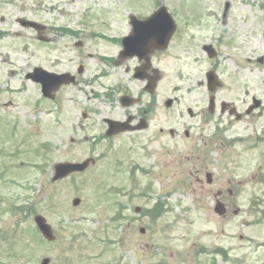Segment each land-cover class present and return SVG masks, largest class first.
Returning a JSON list of instances; mask_svg holds the SVG:
<instances>
[{"label":"rangeland","instance_id":"374dc122","mask_svg":"<svg viewBox=\"0 0 264 264\" xmlns=\"http://www.w3.org/2000/svg\"><path fill=\"white\" fill-rule=\"evenodd\" d=\"M161 5L177 32L155 58L163 79L150 96L131 60H110L130 16L147 18ZM21 6L48 26L52 43L18 23ZM0 32V264H221L218 246L231 264H264V112L241 122L220 112L222 102L243 114L252 97L264 103V0H0ZM35 68L81 82L49 102L26 79ZM213 70L220 83L211 115ZM123 97L141 100L127 108ZM144 111L147 131L105 136L104 119ZM91 157L97 164L85 174L52 183L56 163ZM218 190L225 217L214 212ZM37 214L54 242L37 230Z\"/></svg>","mask_w":264,"mask_h":264},{"label":"water","instance_id":"95a60500","mask_svg":"<svg viewBox=\"0 0 264 264\" xmlns=\"http://www.w3.org/2000/svg\"><path fill=\"white\" fill-rule=\"evenodd\" d=\"M131 24L133 26V32L131 34V37L125 38L123 41L124 45V51L121 53L120 58L127 59L128 57L138 55L139 51H133L131 52V48L140 49L143 51L145 49V52L152 51V43L164 42L165 45L164 48L167 47L169 44V41L173 34L176 31V25L169 15L167 9L165 7H161L152 17H150L146 21H139L136 18H131ZM28 27L35 28L39 33L43 31V28L36 24H26ZM40 40H44L43 38H40ZM132 41V42H131ZM133 44V46L131 45ZM141 45V46H140ZM155 45V44H154ZM140 46V47H139ZM139 47V48H138ZM158 47V46H156ZM160 47V46H159ZM132 53V54H131ZM214 55L211 54V57ZM144 57L141 56L142 59ZM147 57V56H146ZM141 78V73L136 74V78ZM29 79H32L36 83H40L43 87V94L45 97L54 99L53 93L56 92L61 86L63 85H69L73 84L75 82L74 78H71L69 75H63V76H55L46 73L45 71H42L41 69H36L33 74H30L28 76ZM143 78V77H142ZM209 83L211 86L212 91L215 89V77L213 74L208 75ZM122 105L125 107L131 106V101H129L128 98H122ZM213 109V101L211 102ZM109 125V130L107 132V136L111 137L116 134H119L121 132L126 131H132L131 127H129V122L131 120H128L126 123H119V122H113V121H106ZM138 129H146V126H142ZM91 164H95V161L93 159L86 160L85 162L81 164H70V163H64V164H58L55 166V176L53 178V181L62 180L72 173L77 172H83L86 171ZM81 203V200L75 199L73 204L74 206H79ZM217 212L220 214L221 212V206L218 205ZM35 222L40 229V231L43 233L44 237L49 240L53 241L55 237L53 236L52 228L47 224L46 220L41 217L37 216L35 218ZM42 264H50V259L43 260Z\"/></svg>","mask_w":264,"mask_h":264},{"label":"flooded vegetation","instance_id":"af4514ba","mask_svg":"<svg viewBox=\"0 0 264 264\" xmlns=\"http://www.w3.org/2000/svg\"><path fill=\"white\" fill-rule=\"evenodd\" d=\"M230 9V4H229V2L227 3V9H226V13H225V17H227V12H228V10ZM20 11L21 12H25L24 13V15L25 16H23L22 18L23 19H18L17 21L18 22H22V21H24V20H27V21H33L32 19H29L26 15H28L27 14V8L26 7H24V6H21V8H20ZM44 27H45V33L43 34L45 37L47 36V31H49V28H48V26L47 25H43ZM130 27H131V16H130ZM32 31H35L34 29H32ZM64 31V30H63ZM64 32H66V31H64ZM63 32V33H64ZM130 32H131V30H130ZM35 33L37 34V32L35 31ZM70 32H67V34H69ZM18 35H20V34H18ZM0 36H7V34H4V33H1L0 32ZM38 36V35H37ZM65 37H70V36H65ZM175 37L176 36H173V38L171 39V41H170V43H169V47H170V45L174 42V39H175ZM123 38V37H122ZM122 38H118L117 40H115V43L117 42V45H119V46H121V48H122ZM50 41H51V43H52V39H50ZM195 41V39H192V43ZM155 44V45H154ZM78 45H81L82 46V44L80 43V44H78ZM152 45H153V47H152V51H149V52H145V49L143 50V51H141L140 49L138 50V49H136V48H132L131 50L132 51H136L137 50V52L139 51V54L138 55H135V56H131V58L130 59H128V60H131V71H133L134 72V74H133V78L135 79V80H137L136 79V74L137 73H141V75L145 78V81H142V80H137V81H139L140 83H142V84H144V92H145V88L148 86V84H149V82H151V81H156V87H158L159 86V84L162 82V79H163V76H162V73L160 72V70L158 69V67L156 66V64H157V59H156V61H155V58L157 57V56H160V55H162L165 51H167L168 49H166L165 51L163 50V47H161V44H159L158 42H157V44L154 42V43H152ZM141 46V45H140ZM139 46V47H140ZM156 46H158V47H156ZM160 46V47H159ZM209 46H211V47H214V45L213 44H205V45H203V47H202V51L203 52H205V48H207V47H209ZM138 47V48H139ZM168 47V48H169ZM198 49V47H195V50H197ZM240 49V48H239ZM120 53H121V50H120V52H119V54H118V57H116V59H114V60H110V61H112V63L115 65V63H118L119 61H117V59H119V56H120ZM144 55V57L141 59L140 57L141 56H143ZM147 56V57H146ZM127 61V60H126ZM126 61H123V63L124 62H126ZM159 63V65L161 64V62L159 61L158 62ZM259 63H260V61H259ZM262 63H263V60H262ZM158 65V66H159ZM160 67V66H159ZM79 69H81V67L79 68ZM79 69H78V72H79ZM82 69H83V72H84V68L82 67ZM128 72H129V70H128ZM57 73V72H56ZM61 73H70V74H72L71 72H69V71H66V72H60V74ZM72 75H74V74H72ZM77 78V84L76 85H78V84H80V82H81V80H80V77H76ZM155 78L157 79V80H155ZM63 88H65V87H63ZM133 97H131V99H132ZM214 98L216 99V97L214 96ZM253 100V99H252ZM230 105L229 106H227V113H229V112H231V111H233V110H237L238 108H236V106H235V104L234 103H229ZM245 104V103H244ZM253 104V103H252ZM252 104H250L248 107H246L245 108V115L242 117V119H244V118H246V117H248V116H255L256 114H262V112L264 111V109H263V107L264 106H262L259 110H257V111H255V109L256 108H253L252 106ZM238 111V110H237ZM147 115H148V113L146 112V111H144V112H139L138 113V115H136V116H132L131 115V127H138L141 123H142V121L143 120H146L147 121ZM148 122V121H147ZM171 135L172 136H176V133L175 132H172L171 133ZM190 135V134H189ZM230 194H232V191H230L229 192ZM218 194L221 196V197H215L214 196V198H216V200H221V201H223V196L222 195H224V193H223V191L222 190H218ZM228 204L227 203H225V206H226V209H228V206H227ZM229 249L228 248H224V246H222V248H220L219 250H217V252L219 253V254H217V256H219V257H221V261H223L221 264H231V262H232V257H231V253H229ZM216 253V252H215ZM256 253H258V249L255 247L254 248V250H252V251H249L248 252V254H256ZM223 259V260H222ZM216 262V261H215ZM217 264H220V263H217ZM260 264H262L261 262H260Z\"/></svg>","mask_w":264,"mask_h":264}]
</instances>
